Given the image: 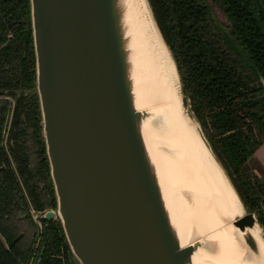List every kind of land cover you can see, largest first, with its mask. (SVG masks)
I'll return each instance as SVG.
<instances>
[{
    "label": "water",
    "instance_id": "obj_1",
    "mask_svg": "<svg viewBox=\"0 0 264 264\" xmlns=\"http://www.w3.org/2000/svg\"><path fill=\"white\" fill-rule=\"evenodd\" d=\"M30 15L42 136L56 197L55 212L33 219L57 218L79 264H194L197 250L210 245L191 237L183 245L162 186L154 158L179 151L165 143L163 136L173 132L159 114L140 105L147 84L126 0H30ZM178 80L187 125L200 135L241 206L231 225L242 233L245 248L257 253L247 230L259 225L263 244L264 230L213 153Z\"/></svg>",
    "mask_w": 264,
    "mask_h": 264
},
{
    "label": "trees",
    "instance_id": "obj_2",
    "mask_svg": "<svg viewBox=\"0 0 264 264\" xmlns=\"http://www.w3.org/2000/svg\"><path fill=\"white\" fill-rule=\"evenodd\" d=\"M147 1L190 110L264 230V180L247 165L264 143V0H214L227 24L208 0ZM53 207L30 0H0V264L77 262L57 218L37 221L29 243L18 228Z\"/></svg>",
    "mask_w": 264,
    "mask_h": 264
},
{
    "label": "bare ground",
    "instance_id": "obj_3",
    "mask_svg": "<svg viewBox=\"0 0 264 264\" xmlns=\"http://www.w3.org/2000/svg\"><path fill=\"white\" fill-rule=\"evenodd\" d=\"M126 2L138 35L137 60L147 84L141 85L140 105L159 114L173 132L163 136L165 143L179 151L158 154L154 159L164 191L174 205L183 245L189 243L190 237L209 243V248L197 250L194 264H264L261 227L247 230L257 243V253L252 254L244 246L242 233L231 225L233 218L242 214L241 206L200 135L188 127L176 67L146 0Z\"/></svg>",
    "mask_w": 264,
    "mask_h": 264
},
{
    "label": "rangeland",
    "instance_id": "obj_4",
    "mask_svg": "<svg viewBox=\"0 0 264 264\" xmlns=\"http://www.w3.org/2000/svg\"><path fill=\"white\" fill-rule=\"evenodd\" d=\"M208 2L212 5L216 17L218 19L219 22L223 23V24H227L225 17L223 16V14L220 12L218 6L216 4H214V0H208ZM147 3V2H146ZM9 96V95H8ZM157 131L158 129L156 127H154ZM263 160H262V159ZM250 166V168L255 171V173L264 180V153H261L258 156H256L255 154L251 157V159L248 161V164ZM52 211H56V207H53L52 209H50ZM44 213V212H43ZM42 214V213H41ZM33 219V218H32ZM17 224H18V228L20 230V232H22L25 236V241L27 243H29L30 241H32L34 239V234H36L37 232V227H38V231L41 229V227L38 225V222L35 221L33 219V221L35 222L36 227L34 225H31L29 220L27 218H23V217H18L15 219ZM36 259L35 258V254H32V260L31 263H33V260ZM28 260L26 261L27 264ZM74 264H76V261L74 262Z\"/></svg>",
    "mask_w": 264,
    "mask_h": 264
},
{
    "label": "crops",
    "instance_id": "obj_5",
    "mask_svg": "<svg viewBox=\"0 0 264 264\" xmlns=\"http://www.w3.org/2000/svg\"><path fill=\"white\" fill-rule=\"evenodd\" d=\"M258 153H259V155L261 154V153H264V143L255 151V155L256 156H258ZM262 159V158H261ZM263 160V159H262Z\"/></svg>",
    "mask_w": 264,
    "mask_h": 264
},
{
    "label": "flooded vegetation",
    "instance_id": "obj_6",
    "mask_svg": "<svg viewBox=\"0 0 264 264\" xmlns=\"http://www.w3.org/2000/svg\"><path fill=\"white\" fill-rule=\"evenodd\" d=\"M10 91H11V90H10ZM12 91H14V90H12ZM14 94H15V91H14ZM14 94H13V95H14ZM13 95H12V96H13ZM67 264H74V262H73V263H67ZM76 264H79V263L76 262Z\"/></svg>",
    "mask_w": 264,
    "mask_h": 264
},
{
    "label": "built area",
    "instance_id": "obj_7",
    "mask_svg": "<svg viewBox=\"0 0 264 264\" xmlns=\"http://www.w3.org/2000/svg\"><path fill=\"white\" fill-rule=\"evenodd\" d=\"M21 264H26V263H21ZM28 264V263H27Z\"/></svg>",
    "mask_w": 264,
    "mask_h": 264
}]
</instances>
